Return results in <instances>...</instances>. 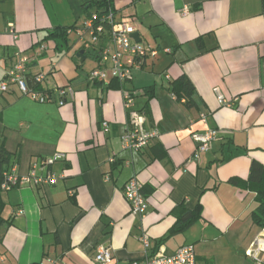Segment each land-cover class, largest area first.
<instances>
[{"label":"crops","instance_id":"1","mask_svg":"<svg viewBox=\"0 0 264 264\" xmlns=\"http://www.w3.org/2000/svg\"><path fill=\"white\" fill-rule=\"evenodd\" d=\"M94 1L0 0V81L23 56L30 73L45 75L44 89H74L62 106L56 95L38 103L14 86L0 91V145L17 173L64 155L49 166L62 175L56 184L1 190L0 264H97L99 245L110 249L107 264H128L187 244L195 264H252L244 249L264 228L252 220L256 191L230 179L246 181L253 161L264 166V0H111L115 17L129 18L156 52L124 83L90 81L100 64L92 55L73 61L85 51L80 27ZM56 27L68 29L67 43L45 39ZM181 75L193 85L192 107L171 97ZM132 113L142 114L143 130L159 131L139 151L120 143ZM207 128L217 136L194 159L191 135ZM132 177L148 201L143 217L122 193ZM184 210L200 216L168 234Z\"/></svg>","mask_w":264,"mask_h":264},{"label":"built area","instance_id":"2","mask_svg":"<svg viewBox=\"0 0 264 264\" xmlns=\"http://www.w3.org/2000/svg\"><path fill=\"white\" fill-rule=\"evenodd\" d=\"M86 40L83 42L85 49L96 47L104 38L108 40L98 53L99 66L92 69L88 74V79L92 82L105 83L109 79L124 83L132 78L134 69L141 65L142 60L147 55L154 56L156 52L137 42L132 33L135 28L129 18L117 19L111 7L105 8L103 14L93 12L83 22L80 27ZM28 59L20 56L14 65L8 69L5 78L0 81V91L7 92L11 86L16 87L19 93L29 99L38 102H48L53 95L57 96L60 106L73 96L74 89L71 85L44 89L41 85L45 80L43 73L32 74L28 71ZM175 99V95L171 93ZM217 100L221 104L227 101L222 94H217ZM182 102L184 99L181 100ZM131 98L125 93V107L129 108ZM227 105V104H226ZM202 122L206 121V115L199 116ZM130 127L120 135L121 148L130 151H139L146 147L149 142L159 135L156 128L143 130V116L140 113H132ZM106 126V122L103 123ZM217 136V130L207 128L202 132H194L191 137L196 143L193 153L194 159H199L201 153L206 152L211 147V143ZM64 155L58 153L52 157H47L36 161L26 174H19L15 166L3 172L1 190H9L16 186L30 185H54L60 179L61 174H56L49 169L56 159L63 158ZM113 161V158H110ZM42 171L41 174L36 170ZM142 183L135 177L126 181L123 185L122 193L130 207V213L143 217L148 210L147 198L142 193ZM18 210L17 213H21ZM143 245L147 246L145 237H141ZM244 257L252 261V264H264V228H262L244 249ZM111 260L110 249L107 246L99 245L96 250L94 261L97 264H107ZM196 255L193 245L187 244L177 248L172 254H165L162 248L151 255H145L142 259L131 260L128 264H195ZM50 260L45 259L39 264H49Z\"/></svg>","mask_w":264,"mask_h":264},{"label":"trees","instance_id":"3","mask_svg":"<svg viewBox=\"0 0 264 264\" xmlns=\"http://www.w3.org/2000/svg\"><path fill=\"white\" fill-rule=\"evenodd\" d=\"M93 4L96 7V12L98 14H103L105 8L110 7L111 0H101L94 1ZM67 28L56 27L48 31L45 39H53L55 41H61V43H67ZM108 38H104L96 47L90 49H85V53L92 55L94 58L99 60L98 53L104 46V43ZM113 80V79H112ZM116 83L118 81L114 80ZM169 90L172 94L175 95V100L182 102L186 107H192L194 105L192 94H193V85L191 81L184 75L179 76L173 80L169 85ZM10 153L0 145V186L3 180L2 174L4 171L11 167L10 164ZM230 182L236 185L246 186L244 184L252 185L256 191V202L257 206L252 212L253 223L259 226L260 228L264 227V166L256 161H253L250 166L249 176L246 181H241L239 179H230ZM143 193V188H142ZM1 193V188H0ZM144 194V193H143ZM145 196V194H144ZM146 197V196H145ZM3 203L0 199V226L4 224L5 219L2 217ZM200 214L197 211L184 210L183 214L177 218L175 223L169 229L168 234H173L184 230L188 225L195 221Z\"/></svg>","mask_w":264,"mask_h":264},{"label":"water","instance_id":"4","mask_svg":"<svg viewBox=\"0 0 264 264\" xmlns=\"http://www.w3.org/2000/svg\"><path fill=\"white\" fill-rule=\"evenodd\" d=\"M132 37H133L137 42L140 41V38H139L137 32L132 33ZM84 52H85L84 49H79V50L75 53L74 58H73V61H74V62H77L78 60H79V61H83L84 58H85V57H84Z\"/></svg>","mask_w":264,"mask_h":264},{"label":"rangeland","instance_id":"5","mask_svg":"<svg viewBox=\"0 0 264 264\" xmlns=\"http://www.w3.org/2000/svg\"><path fill=\"white\" fill-rule=\"evenodd\" d=\"M74 38H76V37H75V34H72V35L70 36V41L72 42V40H73ZM76 42H78V37L76 38Z\"/></svg>","mask_w":264,"mask_h":264}]
</instances>
